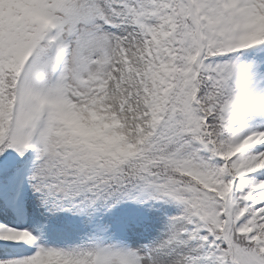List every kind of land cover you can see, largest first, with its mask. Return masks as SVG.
Returning a JSON list of instances; mask_svg holds the SVG:
<instances>
[{"label": "snow or ice", "instance_id": "obj_1", "mask_svg": "<svg viewBox=\"0 0 264 264\" xmlns=\"http://www.w3.org/2000/svg\"><path fill=\"white\" fill-rule=\"evenodd\" d=\"M0 264H264V0H0Z\"/></svg>", "mask_w": 264, "mask_h": 264}]
</instances>
